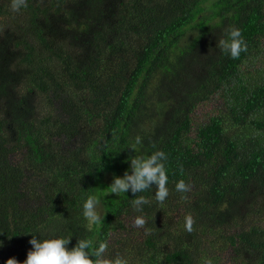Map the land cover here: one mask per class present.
Here are the masks:
<instances>
[{"label": "trees", "instance_id": "16d2710c", "mask_svg": "<svg viewBox=\"0 0 264 264\" xmlns=\"http://www.w3.org/2000/svg\"><path fill=\"white\" fill-rule=\"evenodd\" d=\"M229 26L237 58L218 47ZM155 150L169 196L137 227L134 194L108 186ZM38 233L127 264H264V0H0V261Z\"/></svg>", "mask_w": 264, "mask_h": 264}, {"label": "clouds", "instance_id": "9594fccd", "mask_svg": "<svg viewBox=\"0 0 264 264\" xmlns=\"http://www.w3.org/2000/svg\"><path fill=\"white\" fill-rule=\"evenodd\" d=\"M26 7L27 0H11L13 12ZM218 47L222 53L231 58L239 57L241 52L246 50L241 30L234 26L226 28L218 40ZM141 143L142 138L138 135L130 147L134 152H138ZM128 159L130 170H125L122 176L115 175L108 186V192L117 196L129 191L134 194L135 198L129 201L131 208L139 213L134 219V224L137 227H144L146 224L143 215L145 206H150L153 202L161 205L169 196L167 187L169 176L166 169L168 156L163 150H155L150 153H139ZM153 186H155L154 192ZM174 187L175 191L181 194L190 191V185L183 179L178 180ZM149 190H152V199L143 195ZM100 204L101 201L97 195H85L81 203V215L86 220L99 225L101 222ZM192 224V217L186 216L185 230L191 232ZM38 234V238L32 235L29 240L31 248L27 252L26 259L20 262L14 257H9L5 264H127V260L122 256L114 257L110 261L105 259L108 249L107 241H94L83 237L78 238L76 243L69 248L72 236ZM145 234L149 235L150 231L145 229ZM0 247H3V241H0ZM205 264H211V262L205 261Z\"/></svg>", "mask_w": 264, "mask_h": 264}, {"label": "rangeland", "instance_id": "374dc122", "mask_svg": "<svg viewBox=\"0 0 264 264\" xmlns=\"http://www.w3.org/2000/svg\"><path fill=\"white\" fill-rule=\"evenodd\" d=\"M194 34V32H190L188 33L187 37L184 38L183 40L186 42L188 41L189 37L192 36ZM9 258V256H5L3 260L0 261V264H3L5 263V261Z\"/></svg>", "mask_w": 264, "mask_h": 264}]
</instances>
